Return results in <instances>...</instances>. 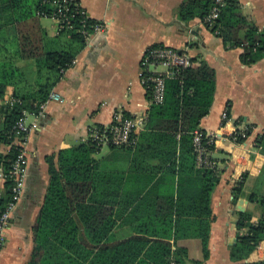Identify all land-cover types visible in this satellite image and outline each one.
Returning <instances> with one entry per match:
<instances>
[{"label": "trees", "instance_id": "16d2710c", "mask_svg": "<svg viewBox=\"0 0 264 264\" xmlns=\"http://www.w3.org/2000/svg\"><path fill=\"white\" fill-rule=\"evenodd\" d=\"M212 5V0L185 1L178 8V18L204 23ZM53 11L49 0H0V145L10 147L0 155V172L6 176L5 191L0 193V216L11 199L10 169L16 157L11 147L12 127L23 111L35 113L47 101L86 44L78 19L71 28L48 36L40 20L49 18ZM204 25L227 48H241L243 63L251 65L264 58V31L259 32L242 17L237 0H227L214 24ZM240 31H244L243 36ZM20 61H32L35 70L30 73L18 67ZM190 61L189 68L166 81L162 104L153 103L151 90L145 89L150 101L143 129L149 135L147 144H141L144 135L138 136L131 148L108 145L135 151L140 161L132 166L133 173L102 169L93 157L100 147L92 141L60 150L56 163L53 156L47 158L49 183L32 225L33 249L27 264H185L186 250L176 247L181 238L200 239L203 257H208L210 197L220 177L216 167L197 166L193 133L205 135L199 125L213 101L215 74L204 61ZM8 87L12 89V103L3 105ZM206 140L202 142L211 152L213 143ZM160 143L165 146L163 154L171 159L165 174L192 187L197 186L198 177V195L180 192L176 198L170 192L166 197H154L153 190L165 176L155 180L143 174L147 161L160 152ZM137 147L142 148L141 153ZM140 155L148 157L142 159ZM243 179L232 187L235 199L243 195ZM247 198L258 206L260 216L254 219L250 212L239 214L236 242L229 252L233 263L246 260L264 240V198L255 193ZM199 215L204 216L203 223L188 224ZM124 227L130 234L117 238L116 229Z\"/></svg>", "mask_w": 264, "mask_h": 264}, {"label": "crops", "instance_id": "0c3cea01", "mask_svg": "<svg viewBox=\"0 0 264 264\" xmlns=\"http://www.w3.org/2000/svg\"><path fill=\"white\" fill-rule=\"evenodd\" d=\"M72 1L97 22L101 30L84 36V48L50 92L57 94L61 101H49L41 118L36 119L31 114L27 116L30 132L27 137L25 185L4 231L5 244L0 249V264H27L30 261L32 225L49 183L48 157L53 156L56 163L60 150L90 141L89 129L109 127L116 117L146 119L150 101L138 72L144 52L154 46L185 50L190 58L204 61L215 74L213 101L199 125V129L213 139L210 157L220 177L210 197L208 257L204 259L202 244L197 238H181L177 240L176 247L186 250L185 264L264 261V240L246 260L233 263L229 258L230 248L236 242L237 225L234 223H238L239 214L250 212L254 219L260 216L257 206L249 202L248 195L255 193L264 198V58L247 65L242 61L241 48H227L200 19L179 20L178 8L190 0ZM237 1L242 17L263 32L264 0ZM43 19L40 23L47 35H57L53 21L49 31L43 26ZM243 33L240 31V36ZM17 66L30 70V73L33 71L32 61H20ZM157 72H163V69L159 68ZM11 96L12 89L8 87L2 104L12 103ZM224 109H227L229 121L222 126L220 118ZM145 123L146 120L143 127L135 132L136 143L138 136L146 134L143 130ZM234 129L250 132L241 145H234L228 139ZM148 138L149 135H145L141 140L143 147ZM103 146L93 156L102 169L128 173L133 165L138 166L140 160L134 150ZM137 148L141 153L142 148ZM157 148L160 152L147 161V171L143 174L155 177V180L165 176L164 182L153 190L154 197H166L170 192L176 198H180V192L198 195V177L197 186L192 187L191 183L190 186L188 182L181 184L176 177L165 174L171 159L169 161L163 154L165 146L161 147L160 143ZM9 149V146L0 145V155H5ZM140 158L144 159L141 155ZM242 176L243 195L235 199L232 187ZM4 183V179L0 180L1 194L5 191ZM192 221L188 224L203 223L204 216L199 215ZM129 234L126 227L115 231L117 238Z\"/></svg>", "mask_w": 264, "mask_h": 264}, {"label": "built area", "instance_id": "2783aa9c", "mask_svg": "<svg viewBox=\"0 0 264 264\" xmlns=\"http://www.w3.org/2000/svg\"><path fill=\"white\" fill-rule=\"evenodd\" d=\"M55 9L49 18L55 24L57 30L61 28L72 27V22L78 19L80 24V32L84 36L99 32L100 25L91 20L86 12L72 0H49ZM213 5L204 19L209 27H211L215 20L219 17L222 8L225 6L227 0H212ZM191 66L190 56L187 52L178 51L172 48L157 46L150 47L144 52L138 77L142 86L152 92V102L155 104H162L165 97V85L168 79L177 77L180 71ZM162 68L163 72H157V69ZM61 101V98L55 94L50 93L46 102L39 105L37 112L29 113L23 111L18 119L15 121L12 130V144L11 147L16 151V157L11 165L10 178L12 181L11 199L7 202L4 211L0 216V249L5 244L4 231L7 226L9 217L15 209L17 203L24 190L28 158H27V137L30 132V126L27 123V116L29 114L35 116L36 119L43 117L46 105L49 101ZM146 119H137L131 117H116L115 122L109 127H92L89 129V140L101 147L103 145H111L116 148H131L136 145L134 138L137 129L143 127ZM221 125L224 126L229 121L227 109L221 114ZM193 146L197 158L198 167L215 168V162L210 157L203 144V140L207 139L208 144L213 143V139L202 134L199 131L193 133ZM248 134L246 130L234 129L230 133L228 139L234 145H241L247 140ZM6 181L4 173L0 172V180Z\"/></svg>", "mask_w": 264, "mask_h": 264}, {"label": "rangeland", "instance_id": "374dc122", "mask_svg": "<svg viewBox=\"0 0 264 264\" xmlns=\"http://www.w3.org/2000/svg\"><path fill=\"white\" fill-rule=\"evenodd\" d=\"M42 24H43V26L44 27H46V28H48V30L50 31V25H51V19H49V18H44L43 20H42ZM32 66H33V71L35 70V67H34V64H33V62H32ZM162 69V68H161ZM103 148H106V145H104L103 146ZM257 206V205H256ZM257 211L260 213V209L258 208V206H257Z\"/></svg>", "mask_w": 264, "mask_h": 264}, {"label": "water", "instance_id": "95a60500", "mask_svg": "<svg viewBox=\"0 0 264 264\" xmlns=\"http://www.w3.org/2000/svg\"><path fill=\"white\" fill-rule=\"evenodd\" d=\"M241 213H243V212H241ZM237 222H238V220H237ZM234 225H237V223L235 222Z\"/></svg>", "mask_w": 264, "mask_h": 264}]
</instances>
